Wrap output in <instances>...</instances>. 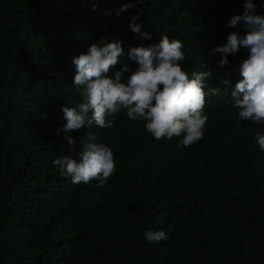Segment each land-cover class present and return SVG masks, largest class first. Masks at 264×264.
<instances>
[{
  "label": "trees",
  "instance_id": "obj_1",
  "mask_svg": "<svg viewBox=\"0 0 264 264\" xmlns=\"http://www.w3.org/2000/svg\"><path fill=\"white\" fill-rule=\"evenodd\" d=\"M128 2L0 0V264H264V151L255 142L264 124L241 121L231 97L249 51L226 65L209 55L230 32L246 33L243 22L228 26L245 0H132L117 16ZM252 2L264 14V0ZM137 13L150 39L130 28ZM163 35L183 42L190 76L211 70L208 88L221 89L207 97L202 139L178 150L181 137L157 140L122 109L112 128L91 129L113 149L114 174L103 187L72 183L52 161L76 157L84 137L73 132L70 148L57 134L62 108L83 99L73 57L120 39L125 55L111 74L127 62L126 80L138 67L130 48ZM147 230L168 238L149 243Z\"/></svg>",
  "mask_w": 264,
  "mask_h": 264
},
{
  "label": "clouds",
  "instance_id": "obj_2",
  "mask_svg": "<svg viewBox=\"0 0 264 264\" xmlns=\"http://www.w3.org/2000/svg\"><path fill=\"white\" fill-rule=\"evenodd\" d=\"M143 3L144 0H135ZM132 0L115 10L119 16L123 11L134 7ZM96 5L93 10H96ZM256 4L245 0V11L234 15L228 26L239 28L243 22L245 34L230 32L227 43L217 45L209 55L220 53L221 65L228 63V56L241 48L249 51L247 58L239 65L241 79L231 91L233 106L238 109L241 121L264 124V14H257ZM111 15V12H106ZM140 14L131 18V30L145 39L151 34L141 32ZM142 23V22H141ZM184 44L168 35L161 36L158 43L131 47L127 57L138 67L125 80L124 73L129 70L127 62L115 71L125 50L120 39L108 40L103 37L92 43L86 52L73 57L76 74L73 85L82 96V102L74 107L62 108L66 123L57 129L64 133V141L70 148L76 146L73 132L83 129L80 149L76 155H60L52 163L59 168L61 175L69 177L74 184L90 183L93 180L103 187L116 171L113 149L99 142L97 134L91 129L97 126L110 129L114 121L109 117L120 110L132 121L145 122V129L157 140L181 137L176 147H189L202 139L208 116L204 112L207 97L219 95L220 87L208 88L206 81L211 79V70L194 71L191 76L182 61L186 60ZM223 83H229L228 80ZM207 88V91H206ZM255 142L264 151V133L257 131ZM163 230H147L145 239L149 243L167 240Z\"/></svg>",
  "mask_w": 264,
  "mask_h": 264
}]
</instances>
